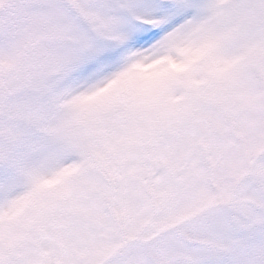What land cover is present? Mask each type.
Wrapping results in <instances>:
<instances>
[{
	"label": "snow or ice",
	"instance_id": "6c2138e0",
	"mask_svg": "<svg viewBox=\"0 0 264 264\" xmlns=\"http://www.w3.org/2000/svg\"><path fill=\"white\" fill-rule=\"evenodd\" d=\"M0 264H264V0H0Z\"/></svg>",
	"mask_w": 264,
	"mask_h": 264
}]
</instances>
